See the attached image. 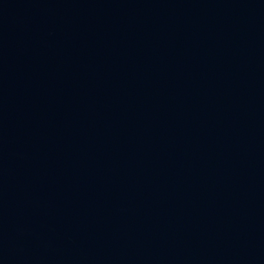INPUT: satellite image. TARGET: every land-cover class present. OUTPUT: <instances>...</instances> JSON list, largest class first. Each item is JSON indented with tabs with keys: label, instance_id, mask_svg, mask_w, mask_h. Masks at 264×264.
<instances>
[{
	"label": "water",
	"instance_id": "1",
	"mask_svg": "<svg viewBox=\"0 0 264 264\" xmlns=\"http://www.w3.org/2000/svg\"><path fill=\"white\" fill-rule=\"evenodd\" d=\"M0 264H264V0H0Z\"/></svg>",
	"mask_w": 264,
	"mask_h": 264
}]
</instances>
